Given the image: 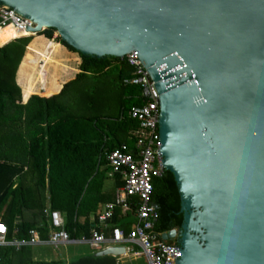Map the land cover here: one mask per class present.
<instances>
[{"label":"water","instance_id":"1","mask_svg":"<svg viewBox=\"0 0 264 264\" xmlns=\"http://www.w3.org/2000/svg\"><path fill=\"white\" fill-rule=\"evenodd\" d=\"M0 4L34 22L32 35L53 28L82 55H138L180 199V228L161 234L172 264H264V0Z\"/></svg>","mask_w":264,"mask_h":264},{"label":"trees","instance_id":"2","mask_svg":"<svg viewBox=\"0 0 264 264\" xmlns=\"http://www.w3.org/2000/svg\"><path fill=\"white\" fill-rule=\"evenodd\" d=\"M54 32L46 28L38 35L51 39ZM31 38H15L0 46V97L8 99L12 111L20 98L14 74L21 59L28 55L25 48ZM55 41L78 53L59 36ZM78 56L73 80L64 83L57 94L31 95L22 105L29 118L27 124L34 129L22 140L23 153L15 158L13 153L0 150V221L7 226L8 240H29L28 231L34 229L40 241H48L51 226L44 214L47 207L60 212L71 239L89 238L92 230L103 232L106 238H113L116 229L129 232L134 202L127 209L116 208L105 224L97 221V215L124 181L119 175L109 174L105 153L121 143L134 151L137 139L146 136L127 114L132 105L141 104V89L123 83L134 70L124 57ZM110 75L113 90L95 83ZM88 77V87L83 86L70 99L64 97L73 83ZM8 82L13 83L16 98L6 87ZM109 97L117 99L115 105L105 102ZM15 143L19 144L18 137L0 136V147L11 144L12 149ZM152 186L151 200L158 213L153 230L162 234L180 228L182 214L173 175L164 171ZM30 247L0 248V264H62L33 260ZM69 264H116V258L91 254Z\"/></svg>","mask_w":264,"mask_h":264},{"label":"built area","instance_id":"3","mask_svg":"<svg viewBox=\"0 0 264 264\" xmlns=\"http://www.w3.org/2000/svg\"><path fill=\"white\" fill-rule=\"evenodd\" d=\"M6 26H11L17 32L24 33L22 36H26L32 34L29 28H33L35 23L14 9L0 4V29ZM124 58L134 70L132 76L125 78L123 83L139 86L142 100L141 104L132 105L127 114L139 123L146 136L137 139L134 151L130 150L126 143H121L117 148L105 153L109 172L121 176L124 181L123 186L116 191L113 201L104 204L102 211L97 215V221L105 224L116 208L127 209L132 202L135 204L134 221L127 234L117 229L113 238H106L103 232L92 230L89 238L82 237L80 240L86 241L94 252H100L113 243H128L134 254L144 256L148 264H172L170 243L153 230L158 213L151 200L152 182L164 172L158 132L159 95L138 55L130 52ZM44 214L51 226L48 243L54 248L69 243L71 238L64 230V220L60 212L48 207ZM28 234L29 240H8L7 226L0 221V248L13 247L19 250L23 246L40 242L36 230L30 229Z\"/></svg>","mask_w":264,"mask_h":264},{"label":"crops","instance_id":"4","mask_svg":"<svg viewBox=\"0 0 264 264\" xmlns=\"http://www.w3.org/2000/svg\"><path fill=\"white\" fill-rule=\"evenodd\" d=\"M8 42L10 41L0 44V46H3L4 44ZM26 48H27L26 51H28V53L26 52V54L28 55L23 58V60L18 65L16 72L14 74V84L19 89V94H20L19 100L15 101L14 110L12 111V105L11 103L7 102L8 100L7 98L0 97V136H3V137L15 136L19 138V144L15 143L12 149L10 148L11 144H6V145H1L0 150L6 151L8 153H13L15 158L18 156V154L21 155L23 153L22 140L23 138H25V135L27 134V132L34 130L33 125L29 126L27 124L29 118L27 117L28 115L24 113L22 105L27 102L28 98L31 95L50 96L53 94H57L60 91L61 86L67 81H69L70 79L74 78L75 77L74 75H76L77 73L76 71L73 73L70 79H65V76L67 75L65 71L69 69V67H67L66 65H63L65 64L64 58L59 59L62 54V51H64V57H67V55L70 56V58L68 59L78 60V58L71 57V54H68V52H66L68 49L62 44L57 43L56 41H50L48 39L47 45L44 47L43 50L38 49V46L36 45L35 41L30 42L26 46ZM53 51H56V53L58 54L57 59H55ZM29 53H32L34 55V58H33L34 63L30 64V62H32L33 60L30 61L31 60L30 57L32 55H30ZM45 54L47 55L46 57H52V59L51 60L48 59V63L44 65L42 64L44 63L42 62L43 61L42 57ZM38 61H39V66L36 65ZM6 87L10 89L11 91H13V96L16 98V91H15L16 89L14 88L13 83L8 82ZM109 174L111 175V173ZM110 185H111V180H108V187H110ZM120 188H117L115 190L114 196H115L116 191L119 190ZM133 221H134V217H133L132 223ZM81 238L70 239L69 243L59 245V246H62L63 249L65 250V251L62 250L63 251L62 256L65 257V260L68 259V261L66 262L67 264L71 263L73 260L75 261V259L77 258L79 259L81 257L89 256L93 253L94 254L96 253L90 248V246L88 245V243H86V241H81L80 240ZM119 244L120 245H116L113 243L109 245V246L124 247L126 250V253L124 255L116 258V264H121L120 258L128 256L130 252L133 251V254H134L133 248L128 243H119ZM35 245L50 246L48 241H40L38 244H35ZM35 245H32V246H35ZM83 245L88 246V249L90 250V254H88V250L87 249L85 250ZM130 248L132 249V251H128V249ZM72 254L73 255L75 254L74 256H77V258L72 256ZM60 260L57 259V260H52V261L62 262Z\"/></svg>","mask_w":264,"mask_h":264},{"label":"rangeland","instance_id":"5","mask_svg":"<svg viewBox=\"0 0 264 264\" xmlns=\"http://www.w3.org/2000/svg\"><path fill=\"white\" fill-rule=\"evenodd\" d=\"M44 28V27H43ZM27 36H31L32 38H31V40H30V42H32V41H35V43H36V45L38 46V49H40V50H43L44 49V47L47 45V42H48V39L46 38V37H44L43 35H38V34H36V35H26V36H23V37H27ZM21 37V36H20ZM57 37V32H54L53 33V36H52V38L51 39H49L50 41H55V38ZM15 38H19V36H14L13 35V37L9 40V41H12L13 39H15ZM29 42V43H30ZM26 49L27 48H25V53L27 52L28 53V51H26ZM50 49V48H49ZM65 50H67V49H65ZM66 52H68V54H71V57H73V58H75V57H77L78 58V60H71V59H68V58H70V56H68L67 55V57H64V51H62V54H61V56H60V58L59 59H61V58H64L65 59V64H63V65H66L67 67H69V69H67L66 71H65V73L67 74L66 76H65V79H70L71 77H72V75H73V73L74 72H76L77 71V66H78V64H79V62H80V58H79V56L77 55L78 53H76V52H71V51H66ZM35 53H37V52H35ZM34 53V54H35ZM30 55H32L31 56V60L30 61H32L33 60V58H34V55L32 54V53H29ZM37 54H39V53H37ZM53 54H54V57H55V59H57L58 58V54L56 53V51H53ZM41 55V54H40ZM52 56V55H51ZM41 58V57H40ZM42 59H43V61L42 62H44V63H42V64H47L48 63V59H52V57H42ZM54 59V58H53ZM66 59H68V60H66ZM23 60V58L21 59V61ZM41 60V59H40ZM46 62V63H45ZM50 62V61H49ZM31 63H34V60L32 61V62H30V64ZM37 66H39V61H38V63L36 64ZM71 68V69H70ZM75 76V75H74ZM90 77H88V78H85L84 80H82L81 82H78V83H73L69 88H68V90L66 91V93H65V95H64V97L66 98H68V99H70L71 97H73L74 95H75V92L76 91H79V89H81V88H83V86H86V87H88V83L90 82V79H89ZM113 79V77H111V75L108 77V78H106L105 80L104 79H99L98 78V80H96V82L95 83H98V84H100V85H103V86H105V87H108V89H111V90H113L114 88H112V84H111V82L113 81L112 80ZM71 80H73V78L72 79H70L69 81H71ZM69 81H67V82H69ZM41 89V88H40ZM39 89V90H40ZM115 96V95H114ZM109 99V100H108ZM108 99H106L105 100V102L106 103H109V104H111V105H113V103H114V105H115V103L117 102V99L114 97V100L113 99H111L110 97L108 98ZM116 245H120L119 243H116ZM84 246V248H85V250L87 249L88 250V254H90V250L88 249V246L87 245H83ZM31 248V251H32V258L33 259H35V260H37V261H46V262H52V260H57V259H61L60 261H62L61 263H63V264H67L66 262L68 261V259H66L65 260V257H63L62 256V253H63V251L62 250H64L63 249V247L62 246H58L57 248H54L53 246H45V245H35V246H32V247H30ZM65 251V250H64ZM64 253H66V252H64ZM94 254V253H93ZM75 255V254H74ZM73 254H72V256H74ZM75 258H77V256H74ZM78 259V258H77ZM77 259H75V260H77ZM121 259V264H148L147 263V260H146V258L144 257V256H136V255H134L133 254V251L132 252H130V254L128 255V256H126V257H123V258H120ZM74 261V260H73Z\"/></svg>","mask_w":264,"mask_h":264},{"label":"bare ground","instance_id":"6","mask_svg":"<svg viewBox=\"0 0 264 264\" xmlns=\"http://www.w3.org/2000/svg\"><path fill=\"white\" fill-rule=\"evenodd\" d=\"M14 36H22L24 33L17 32L11 26H6L0 30V44L9 41Z\"/></svg>","mask_w":264,"mask_h":264},{"label":"flooded vegetation","instance_id":"7","mask_svg":"<svg viewBox=\"0 0 264 264\" xmlns=\"http://www.w3.org/2000/svg\"><path fill=\"white\" fill-rule=\"evenodd\" d=\"M177 229H179V228H177ZM174 241H176V240H174Z\"/></svg>","mask_w":264,"mask_h":264}]
</instances>
